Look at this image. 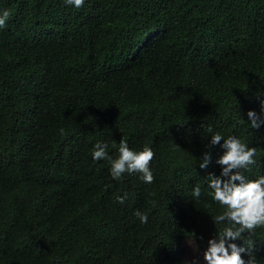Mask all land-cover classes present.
Listing matches in <instances>:
<instances>
[{
	"label": "trees",
	"instance_id": "trees-1",
	"mask_svg": "<svg viewBox=\"0 0 264 264\" xmlns=\"http://www.w3.org/2000/svg\"><path fill=\"white\" fill-rule=\"evenodd\" d=\"M4 10L0 264H187L183 242L207 248L225 226L208 194L224 151L212 135L255 147L244 175L264 176V124L247 116L264 119V0H0ZM121 139L154 150L151 184L93 159L97 142L118 158ZM244 235L264 264V227Z\"/></svg>",
	"mask_w": 264,
	"mask_h": 264
},
{
	"label": "clouds",
	"instance_id": "clouds-1",
	"mask_svg": "<svg viewBox=\"0 0 264 264\" xmlns=\"http://www.w3.org/2000/svg\"><path fill=\"white\" fill-rule=\"evenodd\" d=\"M69 5L80 8L84 0H66ZM10 18V12L4 10L0 15V29L6 26ZM264 113V105H262ZM251 128L258 129L264 124V119L258 116L255 111L247 113ZM211 131V129H209ZM63 133V130H61ZM220 145L224 150L223 155L216 161L221 166L219 175L209 173L207 176V186L210 189L209 195L223 209L212 219L214 224L224 223V227L216 234V237L209 239L208 247L203 253L206 264H258L255 255V242L245 239V233L252 234L257 228L264 227V176L255 180H249L244 175L251 166L256 164V148L249 147L240 138L230 136L225 139L221 134L212 135L211 144ZM115 146V145H114ZM118 158L113 159L108 154V144L97 142L92 153L96 161L108 160L111 164L110 174L120 180L124 173H140L142 179L151 184L154 181L150 164L155 157L152 148L145 146L141 151L131 150L126 140L121 139L118 148ZM209 153L204 154L200 168L204 169L210 163ZM201 189L196 186L192 190L193 197H199ZM127 194L117 197L119 203L123 204ZM135 215L141 223L148 222L147 214L137 211ZM243 241V246L235 241ZM242 254L248 256L245 261Z\"/></svg>",
	"mask_w": 264,
	"mask_h": 264
},
{
	"label": "rangeland",
	"instance_id": "rangeland-1",
	"mask_svg": "<svg viewBox=\"0 0 264 264\" xmlns=\"http://www.w3.org/2000/svg\"><path fill=\"white\" fill-rule=\"evenodd\" d=\"M183 246L185 250L184 257L187 264H206L203 259V253L207 248H198L192 239L185 240Z\"/></svg>",
	"mask_w": 264,
	"mask_h": 264
}]
</instances>
